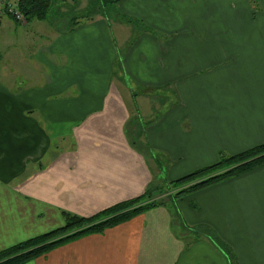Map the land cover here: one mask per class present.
<instances>
[{"label":"crops","instance_id":"obj_1","mask_svg":"<svg viewBox=\"0 0 264 264\" xmlns=\"http://www.w3.org/2000/svg\"><path fill=\"white\" fill-rule=\"evenodd\" d=\"M97 1L0 17V252L264 144V0ZM26 264H264V166Z\"/></svg>","mask_w":264,"mask_h":264},{"label":"trees","instance_id":"obj_2","mask_svg":"<svg viewBox=\"0 0 264 264\" xmlns=\"http://www.w3.org/2000/svg\"><path fill=\"white\" fill-rule=\"evenodd\" d=\"M122 0H102L105 7L115 6ZM256 6L259 0H251ZM51 0H20V9L26 22L44 21L48 17ZM264 166V144L238 155L221 154L219 161L168 184L169 199H180L210 186L246 175ZM154 188L134 200L117 204L101 213L83 218L62 212L64 226L45 235L32 238L0 252V264H26L53 250L90 235H101L106 230L126 223L152 209L165 206V201L153 198ZM228 258L227 248L216 243Z\"/></svg>","mask_w":264,"mask_h":264},{"label":"rangeland","instance_id":"obj_3","mask_svg":"<svg viewBox=\"0 0 264 264\" xmlns=\"http://www.w3.org/2000/svg\"><path fill=\"white\" fill-rule=\"evenodd\" d=\"M97 2L99 3V8H100V10L102 12V15L105 18V20H107L108 24L110 23L111 25H113L115 21H117V20H119L121 18V14L115 9L116 6L105 7L103 5V3H102V0H98ZM115 80L118 81L119 79H115ZM156 100H157V98L154 97L153 101H156ZM158 100H160V99H158ZM137 121L138 120H136V121L133 120V123L130 125L131 127L128 130V132L131 135L132 140L136 143L135 144L136 147L140 148V149H143L144 144H143V142H140V140L138 139L139 138L138 135H139V132L141 131V129L140 130L136 129V123L139 122V121L138 122ZM68 144H69V142L60 143L59 147L60 146H67ZM164 174H165L164 176H162V175L159 176V185H155L154 186L153 198L154 199H159L160 198L161 201H165L166 202L165 206H166L167 204L169 205L170 199L168 198L169 197L168 196L169 195V191H168V184L169 183H167V181H166L167 175H166L165 172H164Z\"/></svg>","mask_w":264,"mask_h":264},{"label":"built area","instance_id":"obj_4","mask_svg":"<svg viewBox=\"0 0 264 264\" xmlns=\"http://www.w3.org/2000/svg\"><path fill=\"white\" fill-rule=\"evenodd\" d=\"M2 15H7L18 23H26L24 13L20 9V0H9L8 2L0 0V17Z\"/></svg>","mask_w":264,"mask_h":264}]
</instances>
